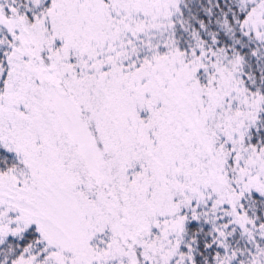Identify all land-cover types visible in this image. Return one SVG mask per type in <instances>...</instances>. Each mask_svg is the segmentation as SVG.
Masks as SVG:
<instances>
[{
    "label": "snow or ice",
    "instance_id": "6c2138e0",
    "mask_svg": "<svg viewBox=\"0 0 264 264\" xmlns=\"http://www.w3.org/2000/svg\"><path fill=\"white\" fill-rule=\"evenodd\" d=\"M0 264H264V0H0Z\"/></svg>",
    "mask_w": 264,
    "mask_h": 264
}]
</instances>
